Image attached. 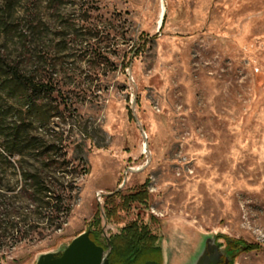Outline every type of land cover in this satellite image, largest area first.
Segmentation results:
<instances>
[{
	"label": "rangeland",
	"instance_id": "1",
	"mask_svg": "<svg viewBox=\"0 0 264 264\" xmlns=\"http://www.w3.org/2000/svg\"><path fill=\"white\" fill-rule=\"evenodd\" d=\"M8 2L0 22L17 30L1 43L54 90L40 101L54 117L26 115L23 144L59 150L8 161L0 148V222L17 224L0 230V264H36L95 221L108 255L140 222L163 264H190L209 236L258 246L232 264H264V0ZM21 165L64 190L59 216L22 194ZM143 185L148 210L124 204Z\"/></svg>",
	"mask_w": 264,
	"mask_h": 264
},
{
	"label": "trees",
	"instance_id": "2",
	"mask_svg": "<svg viewBox=\"0 0 264 264\" xmlns=\"http://www.w3.org/2000/svg\"><path fill=\"white\" fill-rule=\"evenodd\" d=\"M46 1L55 4L58 0ZM14 4L15 0H9L7 6L12 10ZM164 21L165 18L163 19V24ZM16 30L17 28L13 23L0 22V135L3 140V144H0V148L3 150L1 156L8 161L14 157L32 154L35 156L38 154V156L40 155L46 159V157L59 150L58 146L55 144H23L24 136L27 132L24 117L28 115L32 117L33 122L47 124L54 116H48L45 107L41 105L40 101L43 99L42 97H50L54 90L42 78L38 79L36 76L25 72L21 61L22 54L13 56L7 53L5 49L8 44L7 39L11 36L13 40L12 34ZM2 37L7 38L4 43H1ZM10 109H15L17 115L13 124H7ZM66 164L61 163V169L68 167ZM21 167L22 169L24 168L23 165ZM45 167L49 169L51 165L46 163ZM40 173L38 170L34 174H30L26 169L22 170L25 181L31 182V184L21 189L22 194L26 195L30 189H33V192L28 194L38 197L37 205L42 207L41 210L45 209L48 214L59 216L63 212L65 205L64 190H61L58 194L53 192L51 190L52 185H50L52 182H48L47 176H41ZM73 185H75V182H73ZM75 189L76 187L72 188V191ZM123 201L124 204L134 203L137 208L148 210L149 195L147 193V185L139 187L134 194L125 196ZM0 206L3 210L9 212L10 207L7 203L2 202ZM95 224L92 225V228L94 225H98L96 221ZM4 225L11 228L16 226L17 228V224L11 226L9 223L0 222V230H6ZM92 228L89 229L91 231V240L107 250L106 245L101 242L99 234ZM111 243L112 251L108 255L109 264H144L148 261H156L159 264H163V252L158 237L152 234L148 226L143 223L134 222L127 225L119 235L111 238ZM229 246L233 247L228 251L231 258L236 253L258 249L255 244L239 241H229Z\"/></svg>",
	"mask_w": 264,
	"mask_h": 264
},
{
	"label": "water",
	"instance_id": "3",
	"mask_svg": "<svg viewBox=\"0 0 264 264\" xmlns=\"http://www.w3.org/2000/svg\"><path fill=\"white\" fill-rule=\"evenodd\" d=\"M90 233L87 230L78 235L61 251L41 255L36 264H109L108 251L92 241ZM194 256L190 264H228L232 260L211 236L204 238ZM144 264L159 263L148 261Z\"/></svg>",
	"mask_w": 264,
	"mask_h": 264
},
{
	"label": "bare ground",
	"instance_id": "4",
	"mask_svg": "<svg viewBox=\"0 0 264 264\" xmlns=\"http://www.w3.org/2000/svg\"><path fill=\"white\" fill-rule=\"evenodd\" d=\"M164 12H165V7L163 6V7H162V14H161V17L163 16ZM161 22H162V19L160 20V24H161Z\"/></svg>",
	"mask_w": 264,
	"mask_h": 264
},
{
	"label": "flooded vegetation",
	"instance_id": "5",
	"mask_svg": "<svg viewBox=\"0 0 264 264\" xmlns=\"http://www.w3.org/2000/svg\"><path fill=\"white\" fill-rule=\"evenodd\" d=\"M223 260H225V258ZM228 264H232V260Z\"/></svg>",
	"mask_w": 264,
	"mask_h": 264
},
{
	"label": "built area",
	"instance_id": "6",
	"mask_svg": "<svg viewBox=\"0 0 264 264\" xmlns=\"http://www.w3.org/2000/svg\"><path fill=\"white\" fill-rule=\"evenodd\" d=\"M100 195V194H99Z\"/></svg>",
	"mask_w": 264,
	"mask_h": 264
}]
</instances>
